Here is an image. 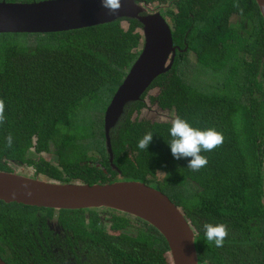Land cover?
Wrapping results in <instances>:
<instances>
[{"label":"trees","instance_id":"1","mask_svg":"<svg viewBox=\"0 0 264 264\" xmlns=\"http://www.w3.org/2000/svg\"><path fill=\"white\" fill-rule=\"evenodd\" d=\"M134 1L145 3L146 12L160 6L172 45L181 47L184 40L197 63L218 79L206 90L192 79L185 81L175 53L171 67L124 106L110 129L109 162L103 130L98 137L90 133L78 111L102 86L112 94L119 85L140 51V23L117 18L65 31L0 33V99L5 104L0 171L21 166L30 177L60 183L143 182L179 206L190 227H198L193 236L197 264H264V240L255 222L264 216V22L256 3L172 0L163 7L167 0ZM230 16L239 17L238 23L230 24ZM145 96L170 111L172 119L180 115L195 127H215L223 134L222 146L202 153L206 167L193 171L188 158L173 157L167 143L172 119L138 117ZM148 132L153 139L140 149L138 141ZM30 150L52 153L55 162L32 158ZM87 152L96 154L95 161L86 159ZM100 209L107 212V227L115 236L104 231L98 208L82 209L83 220L53 221L58 209L0 200V258L6 264H168L163 257L167 245L153 226ZM225 216L243 225L242 243L233 242L239 245L233 262L212 253L216 246L206 241L202 227Z\"/></svg>","mask_w":264,"mask_h":264},{"label":"water","instance_id":"2","mask_svg":"<svg viewBox=\"0 0 264 264\" xmlns=\"http://www.w3.org/2000/svg\"><path fill=\"white\" fill-rule=\"evenodd\" d=\"M264 22V0H254ZM115 15L102 8L100 0H0V33H49L135 18L141 25V46L106 104L102 130L111 162L109 131L124 106L136 101L151 81L168 70L176 47L169 27L158 11L146 12V4L122 0ZM0 200L54 209L110 208L138 217L163 237L171 264H197L193 231L178 206L159 190L137 180L109 183H77L44 180L15 172L0 171ZM264 205V167L262 177ZM0 264H6L0 258Z\"/></svg>","mask_w":264,"mask_h":264},{"label":"clouds","instance_id":"3","mask_svg":"<svg viewBox=\"0 0 264 264\" xmlns=\"http://www.w3.org/2000/svg\"><path fill=\"white\" fill-rule=\"evenodd\" d=\"M100 5L110 15L117 14L123 6L122 0H100ZM4 110V101L0 99V124L5 121ZM169 136L170 139L167 143L170 146L173 157L176 159L188 158L187 168L193 171H199L207 166L208 159L202 153L215 150L222 146L224 141L223 134L215 127H195L180 115H176L171 120ZM152 139L153 133H146L139 139L138 147L140 149H147ZM12 143L13 139L11 134H9L7 137V146L11 147ZM202 227L208 243L214 244L216 247H223L224 241L229 234L228 227L225 223L205 221Z\"/></svg>","mask_w":264,"mask_h":264},{"label":"rangeland","instance_id":"4","mask_svg":"<svg viewBox=\"0 0 264 264\" xmlns=\"http://www.w3.org/2000/svg\"><path fill=\"white\" fill-rule=\"evenodd\" d=\"M37 1V0H34ZM165 7V6H163ZM148 8H151L150 5H148ZM161 11V7L158 6V8H155L153 11ZM239 21V17L237 16H230L229 18V23L232 25L237 24ZM248 23L244 22V26H247ZM183 65V66H182ZM182 67H185L182 69ZM177 69L179 71V74L181 75L182 78H184L185 81H188L189 79H192V83L194 85L199 86L200 88L206 90L207 85L213 84L217 79L218 75L212 74L211 71L208 69L204 68L203 66H200L198 63L195 62L193 54L191 51L187 53V62L184 64V61L180 62L177 64ZM182 69V70H181ZM181 70V72H180ZM205 86V87H203ZM152 94V91L149 92ZM111 97V92L106 89L104 86H102L97 94L90 99L91 101L85 102L84 106V101L88 100H83L82 101V110H79L78 113L82 111L83 113V118L85 122H87L88 125V130L90 133L95 132V134L98 137V133H101L102 131V117H103V111L106 106V104L109 101V98ZM143 102L145 104V107L141 109V111L138 114V117L144 118V119H149V120H154V121H160V120H171L172 119V114L170 111H165V110H160L158 109L155 105L148 103V99L145 96L143 98ZM115 126V125H114ZM113 126V127H114ZM112 127V128H113ZM111 128V129H112ZM28 156L32 158H38L41 157L45 160H49L51 162H54V156L51 153H44V154H37L32 152L31 150L28 151ZM86 158L90 160H94L96 158V154L87 152ZM25 170L24 167H19V166H14L13 172L29 176V174L22 172ZM100 209V208H99ZM102 212V210H101ZM100 212V213H101ZM121 212V211H119ZM102 213H105L104 211ZM85 212L82 211V209H76V210H69V209H58L52 216L53 221H55L56 218L58 219H66V220H83L82 215H84ZM127 214V213H126ZM103 222V229L106 231L108 234H116L114 232H111L108 230V221L106 218H102ZM128 233H133V230L127 231ZM165 261L170 263V256L168 253L163 254Z\"/></svg>","mask_w":264,"mask_h":264},{"label":"flooded vegetation","instance_id":"5","mask_svg":"<svg viewBox=\"0 0 264 264\" xmlns=\"http://www.w3.org/2000/svg\"><path fill=\"white\" fill-rule=\"evenodd\" d=\"M171 1L172 0H167V1H164V3H163V5L162 6H167V5H169V7H170V4H171ZM153 11V10H152ZM152 11H150V12H152ZM182 46L181 47H179V46H177V45H174L175 47H176V49H175V53H179V56H178V59L180 60L177 64H179L180 62H182V61H184V64L187 62V53L189 52V50L187 49L188 48V45L186 44V42H184V40L182 41ZM175 53H174V55H175ZM181 53H183L184 54V56L182 57L181 56ZM192 54H193V57H194V60H195V62L197 63V61H196V58H195V54L192 52ZM183 66V65H182ZM183 68H185V67H182V69ZM181 69V70H182ZM181 70H180V72H181ZM177 71H178V69H177ZM178 73H179V71H178ZM216 75V74H215ZM181 76V75H180ZM208 86V85H207ZM105 143V142H104ZM42 154H44V153H42ZM52 154V153H51ZM53 155V154H52ZM54 156V155H53ZM87 159V158H86ZM96 159V158H95ZM95 159L94 160H90V159H87V160H90V161H95ZM45 160V159H44ZM49 161V160H48ZM51 162V161H50ZM55 162V161H54ZM54 162H51V163H54ZM22 172H26V170H23ZM187 186H190L191 188H192V185H191V183L189 182L188 184H187ZM194 191H195V188H194ZM262 204H263V201H262ZM264 206V205H263ZM102 208H104V207H102ZM178 208H179V210H180V207L178 206ZM98 210L101 212V210H102V212H103V209H99L98 208ZM181 211V210H180ZM264 211V210H263ZM100 213V216H101V218H105L108 214H107V212L106 213ZM105 212V211H104ZM184 214V213H183ZM184 216L186 217V218H188L185 214H184ZM82 217H83V219H84V217H85V214L84 215H82ZM255 222H256V225H257V227H258V229H259V232H260V237L259 238H262L263 240H264V216L263 215H258V216H256L255 217ZM213 223H225L226 225H227V227H228V230H229V234H228V236H227V238L225 239V241H224V245H223V247H215V249H212V253L214 254V255H222L223 256V258L227 261V259H230L232 262L235 260V253H234V251L236 250V249H238V247H239V245H235L233 242H235V241H240V243H242V241H243V235H242V233H243V225H242V222L241 221H231V220H229V219H227V216H225V219L224 220H218V221H214ZM199 224V223H198ZM198 226H200V224L198 225ZM191 229H192V231H193V235H194V233H196L197 232V230H198V227L197 228H195V227H191ZM110 236H115L116 234H109ZM195 248V247H194ZM195 253H196V258H197V252H196V249H195ZM263 253H264V251H263ZM163 257H164V255H163ZM238 259H239V255H238ZM168 263V262H167ZM168 264H171V262L170 263H168Z\"/></svg>","mask_w":264,"mask_h":264}]
</instances>
